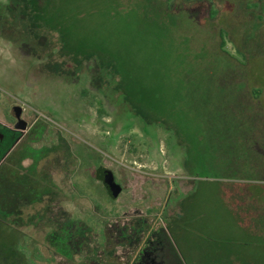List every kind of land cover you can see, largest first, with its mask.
Segmentation results:
<instances>
[{"label": "rangeland", "instance_id": "374dc122", "mask_svg": "<svg viewBox=\"0 0 264 264\" xmlns=\"http://www.w3.org/2000/svg\"><path fill=\"white\" fill-rule=\"evenodd\" d=\"M0 117V264H264V0H0Z\"/></svg>", "mask_w": 264, "mask_h": 264}, {"label": "trees", "instance_id": "16d2710c", "mask_svg": "<svg viewBox=\"0 0 264 264\" xmlns=\"http://www.w3.org/2000/svg\"><path fill=\"white\" fill-rule=\"evenodd\" d=\"M101 104L102 102L99 101ZM101 112H103L101 108ZM88 158L91 160H94V162H97L98 164V153H88ZM104 166L98 165L95 169V178L99 179L105 183V192L107 191L108 196L112 199H115L111 192L106 185L105 177L102 171V168ZM248 188L246 190L248 194L244 198V200H240L242 202V206H235V197L229 198L230 200L227 201L230 205V208L232 210V216L234 215L238 221V223L246 227L248 229H252L254 232H261L264 233V185L259 184H245ZM243 183H239V189L242 188ZM226 201V200H225ZM247 222V224H246ZM246 224V225H244Z\"/></svg>", "mask_w": 264, "mask_h": 264}, {"label": "water", "instance_id": "95a60500", "mask_svg": "<svg viewBox=\"0 0 264 264\" xmlns=\"http://www.w3.org/2000/svg\"><path fill=\"white\" fill-rule=\"evenodd\" d=\"M23 107L20 105L14 106L13 107V114L15 115V117L17 118V121L15 123V128L19 129V130H26L28 128V122L26 121V119H24L23 115ZM104 177H105V182L108 184V188L111 192V195L116 198L118 197V195L122 192V186L121 184H119L116 179L115 176L113 174V172L109 169H107L106 167L102 168Z\"/></svg>", "mask_w": 264, "mask_h": 264}, {"label": "crops", "instance_id": "0c3cea01", "mask_svg": "<svg viewBox=\"0 0 264 264\" xmlns=\"http://www.w3.org/2000/svg\"><path fill=\"white\" fill-rule=\"evenodd\" d=\"M5 120L0 117V164L8 157L9 150L15 141L16 133L7 127Z\"/></svg>", "mask_w": 264, "mask_h": 264}, {"label": "flooded vegetation", "instance_id": "af4514ba", "mask_svg": "<svg viewBox=\"0 0 264 264\" xmlns=\"http://www.w3.org/2000/svg\"><path fill=\"white\" fill-rule=\"evenodd\" d=\"M14 116V118L17 120V118L15 117V115H13ZM104 185H105V183H104ZM107 186H108V184H106ZM109 187V186H108Z\"/></svg>", "mask_w": 264, "mask_h": 264}]
</instances>
